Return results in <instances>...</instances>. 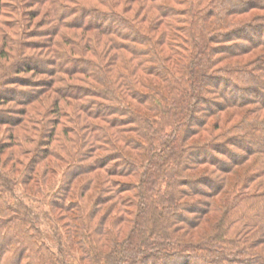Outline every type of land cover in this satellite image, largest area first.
<instances>
[{"label":"trees","instance_id":"trees-1","mask_svg":"<svg viewBox=\"0 0 264 264\" xmlns=\"http://www.w3.org/2000/svg\"><path fill=\"white\" fill-rule=\"evenodd\" d=\"M0 70V264H264V0H0Z\"/></svg>","mask_w":264,"mask_h":264},{"label":"rangeland","instance_id":"rangeland-1","mask_svg":"<svg viewBox=\"0 0 264 264\" xmlns=\"http://www.w3.org/2000/svg\"><path fill=\"white\" fill-rule=\"evenodd\" d=\"M7 1V0H5ZM122 4H123V1L121 4L118 5V7H122ZM135 6V5H134ZM41 18V16H36L34 18V22L36 23L39 19ZM36 30V27L34 28ZM38 30V29H37ZM68 31H70L71 33H73L74 36H76V39L78 40L79 39V42L83 41L82 40V35H86V37H93L95 36L96 32L94 30H90V31H86V32H82V30H71V29H68ZM37 39V38H35ZM102 44V43H101ZM93 51V49H91L90 53ZM90 53L88 54L89 57L90 56ZM94 57V56H93ZM95 58V57H94ZM1 72V70H0ZM24 76V75H23ZM27 77L28 76H31V74H28L26 75ZM74 77L71 79V83H78L77 81V76L73 75ZM33 77V76H31ZM41 76H35L34 79H38L40 78ZM82 79H84V76L82 75ZM36 104H38L36 101L34 102ZM67 108V107H66ZM65 109L66 113V116L71 114V110H67L69 108ZM66 116L63 117V122L64 124L67 126V125H72V126H75V123H68L69 122V119L66 118ZM50 125L52 126L53 124L50 123ZM50 126V127H51ZM49 127V128H50ZM60 128V127H59ZM48 131H50L49 129H47ZM48 133V132H47ZM11 134V131H10V128L9 126H6L5 124L3 125H0V147L1 145H3L2 143H6L7 145H9V147H7L2 153H1V160L3 163H6V166L8 168H16L15 171L16 174L18 175H22V173L24 172H28V171H25V169L28 167V164H29V160L31 157H33V155H31L29 152H26L24 153L23 155H20L18 156V153H17V150H18V146L16 144H13V138H10V135ZM26 146V144H25ZM27 146H29L27 144ZM26 146V147H27ZM58 151L61 152L60 148H58ZM15 150V151H14ZM15 153V156L14 154ZM60 157L62 159H58L57 157H52V156H46L45 159H42L40 162H39V165L37 166V168L40 169V166L42 167H46V164H48V167H52V168H57L58 169V172L56 173H49V174H45L47 176V183H48V188L47 190L45 191L44 195H42V199L40 201V199H35L34 197H31L33 195L30 196V198H26V201L29 205H33V206H36L38 207V210H36L37 212L41 213V215H50L51 213V207L49 205V200H50V196L52 195L53 191L47 193V191H50L52 189H56L57 188V185L60 183V180L62 179V176H63V170H65L67 168V163L68 162H65L64 160V153H60ZM12 158L14 160H12ZM20 159L19 162H23V163H17L18 161H16L17 159ZM14 161H16L14 163ZM13 164H14V167H13ZM42 168V169H44ZM38 171V169H37ZM36 171V172H37ZM38 173V172H37ZM24 176V175H23ZM90 176L89 175H84V177H81L79 179L76 180V183H81L82 181H85V179L88 180ZM118 178V177H117ZM119 180L120 179H124V178H118ZM126 179V178H125ZM52 181V182H51ZM75 186V185H74ZM35 185H34V180L32 179L30 182H27L26 185H17L15 187V190H16V193L19 194V195H24L25 193V190L27 189L28 192L30 193H33L35 191ZM35 193V192H34ZM88 198H91L90 196H88ZM73 214V213H72ZM61 223V222H60ZM71 254H73V262L75 264L78 263V251L74 250L71 252Z\"/></svg>","mask_w":264,"mask_h":264}]
</instances>
